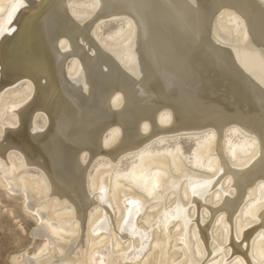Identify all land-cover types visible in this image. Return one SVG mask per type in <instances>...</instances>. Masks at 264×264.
<instances>
[{
  "label": "bare ground",
  "instance_id": "1",
  "mask_svg": "<svg viewBox=\"0 0 264 264\" xmlns=\"http://www.w3.org/2000/svg\"><path fill=\"white\" fill-rule=\"evenodd\" d=\"M0 176L26 264H264V2L0 0Z\"/></svg>",
  "mask_w": 264,
  "mask_h": 264
},
{
  "label": "rangeland",
  "instance_id": "2",
  "mask_svg": "<svg viewBox=\"0 0 264 264\" xmlns=\"http://www.w3.org/2000/svg\"><path fill=\"white\" fill-rule=\"evenodd\" d=\"M116 28L117 23H109L103 30L109 33ZM192 146L191 141H182L185 153H189ZM131 161H124L122 167H128ZM23 202L22 196L13 195L5 187L0 176V264H26V257L38 254L45 248L46 241L35 235L39 223L25 209Z\"/></svg>",
  "mask_w": 264,
  "mask_h": 264
},
{
  "label": "clouds",
  "instance_id": "3",
  "mask_svg": "<svg viewBox=\"0 0 264 264\" xmlns=\"http://www.w3.org/2000/svg\"><path fill=\"white\" fill-rule=\"evenodd\" d=\"M262 2H264V0H262Z\"/></svg>",
  "mask_w": 264,
  "mask_h": 264
}]
</instances>
